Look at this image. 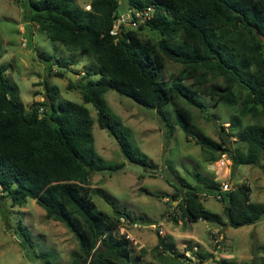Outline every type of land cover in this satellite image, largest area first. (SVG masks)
<instances>
[{"label": "trees", "instance_id": "trees-1", "mask_svg": "<svg viewBox=\"0 0 264 264\" xmlns=\"http://www.w3.org/2000/svg\"><path fill=\"white\" fill-rule=\"evenodd\" d=\"M125 1L128 9L153 6V17L138 28L112 35L119 0H91L89 10L76 0H27L23 18L37 25L51 41L94 58L99 77L82 85V101L94 107L99 128L116 139L129 162L152 167L129 139L130 129L109 110L104 98L108 90L154 109L167 137L177 125L201 147L211 149V154L227 153L233 167L258 164L264 154V124L251 123L242 128L238 133L244 144L242 151L232 148L228 137L220 136L219 142L201 137L189 108L174 101L180 98L188 105L204 108L199 95L205 94L218 104L234 108L240 99L234 90L238 85L245 90L239 114L264 117V41L260 37H264V0ZM144 28L156 31L158 40L142 38L139 31ZM38 56L52 70L51 57ZM165 58L183 65L170 82L162 74ZM55 62L69 68L67 63ZM209 69H215L214 75H220L223 82L209 83ZM6 70L7 65L0 64V198L9 199L10 206L31 198L45 210L47 218L63 223L79 245V251L72 252L71 264H139L132 255L130 239L115 232L120 217L135 219L118 210L113 219L98 210L89 197L90 192L104 197L99 188L89 187L92 174L121 169L124 162L112 163L99 157L88 108L68 99L55 102L48 93L49 103L33 102L27 111L19 100L18 86L5 75ZM189 79L193 80L187 82ZM170 103L173 122L163 111ZM229 127H236L235 117ZM200 183L202 188L180 179L174 185L172 200L178 201L176 206L189 222L222 223L221 215L206 209L200 200V190L215 195L219 184L210 179ZM219 200L233 228L255 224L264 216V203L252 202L246 186L233 185ZM1 217L6 220L3 208ZM14 232L27 255L32 242L20 220ZM161 244L163 240L159 239L158 246ZM36 256L45 264H53L51 253Z\"/></svg>", "mask_w": 264, "mask_h": 264}, {"label": "rangeland", "instance_id": "rangeland-1", "mask_svg": "<svg viewBox=\"0 0 264 264\" xmlns=\"http://www.w3.org/2000/svg\"><path fill=\"white\" fill-rule=\"evenodd\" d=\"M26 1L0 0V64L7 65L5 75L18 86L19 100L27 111L33 102L49 103L48 93L55 102L68 99L88 108L93 118L91 131L95 151L105 161L124 162L121 169L93 173L89 187L99 188L104 197L94 192H90L89 197L98 210L113 219L117 218L116 210L135 219L122 222L119 218L115 232L130 239L132 255L138 258L139 264H264V216L255 224L233 228L222 212L223 203L213 193L200 190L204 207L221 215L222 223L189 222L176 206L178 201L172 200L174 185L180 179L192 186L199 184L201 188L202 179H210L219 186L225 182L232 186H246L252 202L264 203V154L258 164L233 167L227 153L211 154V149L201 147L196 138L187 136L177 125H174L172 135L167 137L154 109L108 90L104 98L109 110L130 129L129 139L147 156L152 167L146 169L129 162L122 155L116 139L99 128L94 107L82 101V85L99 77L95 73L96 61L89 54L68 50L51 41L37 25L25 22L23 5ZM90 2L76 0L82 7ZM127 9L126 1L119 0L118 12L124 13ZM139 35L155 42L159 38L156 31L148 28L140 30ZM38 54L50 56L53 64L55 61L67 63L68 69L76 74V80L71 81L73 84H70L66 71L59 74L55 68L49 70L48 63ZM182 67L181 63L165 58L164 79L170 82ZM214 70L207 72L209 83L210 80L222 83L223 78L214 75ZM234 90L240 95L234 108L218 104L205 94L199 95L204 108L188 105L180 98L174 102L189 108L201 137L215 142L220 141V136L228 137L232 148L239 147L244 151L238 133L246 124H264V117L241 116L239 108L245 98V90L238 85ZM163 111L173 122L172 104L166 105ZM40 112H43L42 108ZM232 117L236 119L234 129L229 127ZM221 125L223 130H220ZM0 200V264H45L36 255L47 253H51L53 264H71L72 252L79 251V245L63 223L47 218L45 210L31 198L15 206H10V200L3 196ZM2 208L6 214L5 221L1 217ZM18 220L30 234L32 246L27 255L14 232ZM159 229L162 233L158 232ZM159 239L163 240V245L158 246Z\"/></svg>", "mask_w": 264, "mask_h": 264}, {"label": "built area", "instance_id": "built-area-1", "mask_svg": "<svg viewBox=\"0 0 264 264\" xmlns=\"http://www.w3.org/2000/svg\"><path fill=\"white\" fill-rule=\"evenodd\" d=\"M86 10L90 9V5L86 4L84 6ZM154 7L153 6H145L140 8H129L124 13H118L115 17L114 24L110 30V34L115 35L120 30H125L127 28L135 29L140 25L145 24L148 20L153 17ZM224 164V160L221 161ZM231 189V183L225 182L222 183L219 190L215 193L214 197L217 199L222 198V193ZM122 222L128 221L125 217H120ZM135 224V223H134ZM154 226V225H153ZM159 233H162L159 229Z\"/></svg>", "mask_w": 264, "mask_h": 264}, {"label": "water", "instance_id": "water-1", "mask_svg": "<svg viewBox=\"0 0 264 264\" xmlns=\"http://www.w3.org/2000/svg\"><path fill=\"white\" fill-rule=\"evenodd\" d=\"M263 41H264V37L260 36ZM52 68L54 69H57V70H60V71H66V74H67V77L69 78L70 81L74 82L76 80V74L74 71L70 70V69H67L66 66L64 65H59L57 63H54L52 64ZM231 187H232V184H231Z\"/></svg>", "mask_w": 264, "mask_h": 264}]
</instances>
